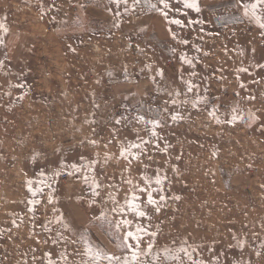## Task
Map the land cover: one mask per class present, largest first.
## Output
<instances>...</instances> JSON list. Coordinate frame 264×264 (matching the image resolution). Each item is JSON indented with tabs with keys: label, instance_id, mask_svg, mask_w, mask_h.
I'll list each match as a JSON object with an SVG mask.
<instances>
[{
	"label": "rangeland",
	"instance_id": "374dc122",
	"mask_svg": "<svg viewBox=\"0 0 264 264\" xmlns=\"http://www.w3.org/2000/svg\"><path fill=\"white\" fill-rule=\"evenodd\" d=\"M169 2L165 18L143 0H0V264H90L85 240L128 255L113 223L137 222L118 209L144 176L163 188L159 211L137 192L159 264H191L163 254L181 247L264 264V28L238 0ZM142 141L139 160L121 155Z\"/></svg>",
	"mask_w": 264,
	"mask_h": 264
},
{
	"label": "snow or ice",
	"instance_id": "6c2138e0",
	"mask_svg": "<svg viewBox=\"0 0 264 264\" xmlns=\"http://www.w3.org/2000/svg\"><path fill=\"white\" fill-rule=\"evenodd\" d=\"M111 2L114 3L117 8H119L122 4L125 6V8L128 7V0H111ZM143 2L148 4L150 8L160 11L165 18L168 17V11L166 10H170L169 0H157V3L159 5H162L161 8H158L157 4L152 3L151 0H143ZM182 2L185 8L193 9L197 13L201 11L199 0H182ZM140 3L141 0H135L136 5ZM238 7L243 9V14L245 16L255 19L259 27L264 28V22H262V20H264V17L258 14V9L261 12H264V0H255L254 3L241 2V0H238ZM170 22L176 25H183V21L179 19L172 20ZM191 23H199V21H191ZM0 29H2L4 32H7V29L3 25H0ZM183 43H187V41H183ZM186 62L191 63V61ZM241 71L247 72V69H241ZM241 87H243V85H241ZM189 91H191V86L189 87ZM232 111L233 114L231 116V121L229 122H235L238 119L242 118L237 114L238 110L236 108H233ZM213 115H215V112H213ZM248 117L250 121H255L257 119V117L252 113H249ZM177 118V116H173L174 120ZM140 119H143V117H140ZM116 122L119 123L120 121L117 120ZM217 122H220L219 119H217ZM161 126L162 125L159 121H152L151 135L153 137H157L155 129ZM147 143H150V141H142L141 143H130L127 147H122L121 155L125 158L132 157V159L139 160L141 155H143V146ZM137 149L141 151L139 153L133 151ZM129 163H131V160L129 161ZM72 167L75 168L76 166L73 165ZM77 171H79V169H77ZM143 179L145 182L144 187H140L139 185L133 184L132 180L127 181V183L131 185L135 190L133 191L130 199H127L124 205L120 206L118 209L119 215H121L122 217H126L130 214L134 217L137 222L133 223V220L122 218L119 222L113 223L115 231L120 235L119 247H121L123 250H126L128 255L124 257L109 255L105 252H102L101 249L94 247L91 243L85 240V254L88 256L90 264H101V262L104 260H107L108 264H149V261L146 258L150 256L155 257L156 264H159L160 253L153 251L155 246L154 238L156 236V233L148 231V229L145 228L139 222L140 220L150 219V217L148 216L144 208V201L141 200V196L138 195L137 192L140 194H145L146 204L156 208V210L159 211V202L154 197L153 193H162L163 188H153V181L147 176H144ZM85 182L87 183V176H85ZM154 183L156 185H162L163 180L161 177L157 176ZM29 184L31 185V182H29ZM91 187H93V195H99L97 189H99L100 185L96 183L95 180L93 181ZM29 190L31 191V186ZM33 195L35 196L36 193L33 192ZM159 200L164 201L165 197L161 194L159 196ZM49 202H52L51 199L49 200ZM29 203L35 205L37 201H30ZM113 211H117V209L114 208ZM55 222L67 228L62 215ZM145 237L152 238L149 240L146 249L142 248V242L144 241ZM238 246H240L242 249L243 243L238 242ZM261 247L264 248V244H262ZM179 253H183L184 255H186L189 261H191V264H197V262L193 260L192 253L189 252L187 247L179 248L177 250V254L175 255L173 254L172 249L165 248L163 250L164 256L170 257L173 260H178L180 258ZM259 254L260 253H257V255ZM142 257H145V259L142 260ZM61 262H63V264H68V258L66 254H61L60 261H57L53 259L52 253H47V264H61Z\"/></svg>",
	"mask_w": 264,
	"mask_h": 264
}]
</instances>
